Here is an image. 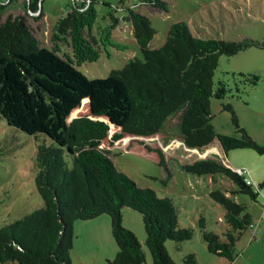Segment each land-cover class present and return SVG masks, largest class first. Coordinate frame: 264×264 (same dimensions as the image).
<instances>
[{"label": "trees", "instance_id": "obj_1", "mask_svg": "<svg viewBox=\"0 0 264 264\" xmlns=\"http://www.w3.org/2000/svg\"><path fill=\"white\" fill-rule=\"evenodd\" d=\"M43 2L23 0V5L37 12ZM139 3L153 8L164 6L160 0ZM6 8L0 4V118L28 136L43 135L50 144H40L35 153L34 185L43 206L0 229V264H71L72 224L103 215L110 218L111 235L118 249L115 259L107 264H144L142 246L121 225L124 209L141 215L152 264H176L164 243L189 241L193 229L180 228L178 210L171 199L137 187L118 172L102 146L107 140L112 146L124 136H157L168 119L178 117L177 141L187 151L209 150L216 139L210 99L222 100L230 91L222 81L213 89L219 57H232L264 45L248 39L196 38L181 22L170 26L162 47L151 49L155 30L150 20L131 14L127 20L142 58L130 60L104 79L89 80L72 61L42 46L23 17L5 16ZM74 9L57 25L58 31L74 28L75 18L80 16ZM89 50H74L76 61L93 58ZM239 77L237 92L239 84L252 77L251 83L256 85L259 79L243 74ZM82 106L87 113L71 119ZM222 109L231 114L239 138H222L221 145L264 156V146L240 128L232 107L227 104ZM111 128L116 131L111 133ZM185 169L197 176L222 175L237 187V192L255 200L245 177L217 156L200 157ZM209 197L223 209L225 227L221 234L206 231L200 219L202 240L208 253L232 263L237 241L252 227V216L226 192L214 190ZM180 264L199 263L189 254Z\"/></svg>", "mask_w": 264, "mask_h": 264}, {"label": "rangeland", "instance_id": "obj_2", "mask_svg": "<svg viewBox=\"0 0 264 264\" xmlns=\"http://www.w3.org/2000/svg\"><path fill=\"white\" fill-rule=\"evenodd\" d=\"M160 2L164 6L153 8L141 5L139 0H44L37 12H31L23 5V0H0V4L7 6L5 16L23 17L42 46L58 51L59 56L72 61L89 80L104 79L111 71L124 68L130 60L142 58L127 20L131 14L150 20L155 30L149 43L151 49L162 47L170 26L181 22L196 38L223 41L248 39L264 45V0ZM73 8L80 15L75 18L74 28L64 27L58 31L57 25ZM88 48L93 58L76 61L74 50L86 52ZM239 74L259 79L256 85H252V77L239 84L237 92L235 84L241 80ZM212 81L213 89L222 81L230 91L222 100L210 99L209 110L216 139L209 155L219 157L234 171H244L252 183L255 200L237 192V187L222 175L205 177L186 171V166L200 157L185 151L181 145L175 147L171 144L179 138L178 117L168 119L165 128L148 140L124 136L122 139L125 142L121 140L108 146L107 140L102 147L108 150L115 169L137 187L153 190L159 198L173 201L178 210L180 228L193 229V237L189 241L164 243L168 255L176 264L189 254L194 255L199 264H264V156L247 149H227L219 141L222 138L237 141L239 138L231 114L222 109L228 104L240 128L257 144L264 146V47H252L232 57L220 56ZM86 113V108L82 106L71 117ZM115 131L111 128V133ZM43 143L49 145L50 141L43 135L28 136L9 127L0 118V229L42 208L34 180L35 153ZM205 153L203 151L202 154ZM214 190L226 192L252 216L253 228L237 241L232 263L208 253L198 225L203 219L206 231L218 234L225 227L223 209L209 197ZM121 225L131 231L142 246L144 264H152L145 245L141 215L124 209ZM72 229L71 264H107L115 259L118 249L111 235L109 216L75 221Z\"/></svg>", "mask_w": 264, "mask_h": 264}, {"label": "built area", "instance_id": "obj_3", "mask_svg": "<svg viewBox=\"0 0 264 264\" xmlns=\"http://www.w3.org/2000/svg\"><path fill=\"white\" fill-rule=\"evenodd\" d=\"M148 139H150V138H147V139H144V140H148ZM171 144H173V146H179V145H181L182 146V143L181 142H179V141H173ZM169 147H171V146H169ZM184 148V147H183ZM185 149V148H184ZM185 151H187L186 149H185ZM189 152H192V153H194V154H197L199 157H205L206 156V154L207 155H209L210 154V152L211 151H206V153H205V155H203L202 153H200V152H198V151H195V150H192V151H189ZM238 174H240V175H243L244 176V171H242V170H239V171H236ZM245 183L247 184V185H251V183H250V181L248 180V179H246L245 178ZM251 228H253V226L251 227Z\"/></svg>", "mask_w": 264, "mask_h": 264}, {"label": "crops", "instance_id": "obj_4", "mask_svg": "<svg viewBox=\"0 0 264 264\" xmlns=\"http://www.w3.org/2000/svg\"><path fill=\"white\" fill-rule=\"evenodd\" d=\"M121 140H123V139H121ZM120 140V141H121ZM119 142V141H118ZM118 142H116V143H118ZM115 144V143H114ZM213 148V147H212ZM207 151H210V149L209 150H207ZM227 167H229V168H231V166L230 165H227ZM232 170H233V168H232ZM244 177L246 178V179H248L245 175H244ZM249 180V179H248ZM250 181V180H249ZM251 183V182H250ZM251 185H252V183H251Z\"/></svg>", "mask_w": 264, "mask_h": 264}, {"label": "water", "instance_id": "obj_5", "mask_svg": "<svg viewBox=\"0 0 264 264\" xmlns=\"http://www.w3.org/2000/svg\"><path fill=\"white\" fill-rule=\"evenodd\" d=\"M74 118V117H71V119Z\"/></svg>", "mask_w": 264, "mask_h": 264}]
</instances>
